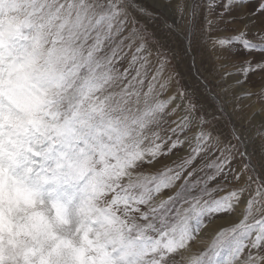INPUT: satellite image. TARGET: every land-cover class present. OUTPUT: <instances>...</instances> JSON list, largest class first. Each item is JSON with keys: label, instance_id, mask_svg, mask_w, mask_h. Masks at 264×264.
Instances as JSON below:
<instances>
[{"label": "snow or ice", "instance_id": "6c2138e0", "mask_svg": "<svg viewBox=\"0 0 264 264\" xmlns=\"http://www.w3.org/2000/svg\"><path fill=\"white\" fill-rule=\"evenodd\" d=\"M253 76L264 0H0V264H264Z\"/></svg>", "mask_w": 264, "mask_h": 264}, {"label": "rangeland", "instance_id": "374dc122", "mask_svg": "<svg viewBox=\"0 0 264 264\" xmlns=\"http://www.w3.org/2000/svg\"><path fill=\"white\" fill-rule=\"evenodd\" d=\"M138 26H141L144 29V35L145 39L149 43H154V26L150 23H147L143 19L140 20V24ZM188 63L187 61H176L173 60L168 66L167 70L165 71L164 75L165 77L168 76L170 73H176V80L179 81L180 86H185L186 83H194V81H189L188 80ZM264 83V81L261 80L259 76H253L249 78V82L246 85L251 91L255 92L259 86ZM176 88L175 82L172 84L171 88L169 91L164 92L161 94L160 99H167L170 95H172L173 91ZM145 91L147 90V84H145ZM245 104L252 105V108L254 109H259L261 107V101L256 95H253L250 99L245 101ZM252 108H249L248 111H251ZM243 161L241 158H237L233 162L234 167H240L242 166ZM197 250H203V245L200 244L199 242H194L192 244V251H197ZM179 259V257H177Z\"/></svg>", "mask_w": 264, "mask_h": 264}]
</instances>
